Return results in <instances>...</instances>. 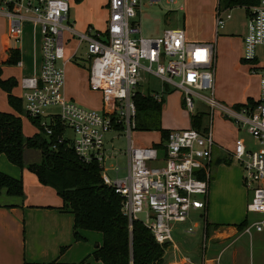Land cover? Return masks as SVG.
<instances>
[{
  "label": "built area",
  "instance_id": "built-area-1",
  "mask_svg": "<svg viewBox=\"0 0 264 264\" xmlns=\"http://www.w3.org/2000/svg\"><path fill=\"white\" fill-rule=\"evenodd\" d=\"M158 1L149 0V3ZM141 5L142 0H107L105 29L78 31L69 19V0H0V17L7 22L10 38H20L27 21L38 27L41 35L39 72L23 76L17 82L22 113L38 120L42 132L50 139L51 150L64 145L81 162L97 163L102 183L120 196L121 210L130 227L134 220H139L158 244L176 249L172 237L175 224L185 222L191 210L203 212L206 208L214 138L209 121L204 129L169 130L159 146L134 142L133 96L140 91L139 85L146 82L143 75L155 76L163 89L170 86L181 91L183 105L190 114H195L197 98L209 107L210 120L218 109L259 144V150L248 149L242 138L237 137L229 155L243 168L242 182L250 193L249 212L260 214L259 219L242 228V233L251 235L252 230L261 231L264 228V55L258 56L257 50L264 46V0L251 6L247 13L241 58L248 72L258 80L259 95L254 99L255 104L246 101L238 108L222 104L215 97L214 42L190 41L183 28H165L159 35L143 36L139 22ZM230 17L228 9L216 11V35ZM69 40H75L76 45L72 54L67 55L65 45ZM83 45L88 85L100 94V109L64 97V66L77 56ZM21 65L19 60L16 66ZM140 92L149 93L158 102L163 99V92L149 89ZM111 129L124 131V166L106 163L118 158L113 146L107 147L104 140L105 133ZM121 169L126 171L123 176H119ZM187 231L192 232V227ZM206 239L204 230L201 238L204 248ZM183 258L194 264L189 256ZM203 262L220 264L218 257Z\"/></svg>",
  "mask_w": 264,
  "mask_h": 264
},
{
  "label": "crops",
  "instance_id": "crops-1",
  "mask_svg": "<svg viewBox=\"0 0 264 264\" xmlns=\"http://www.w3.org/2000/svg\"><path fill=\"white\" fill-rule=\"evenodd\" d=\"M179 9H182V6L179 7ZM237 9H241L242 12H235L231 15L230 21L234 20V22L224 24L221 28V34V29L217 35L215 34V27L213 32V26H215V24L212 15L208 16L205 20H198V26H204L207 27V29L201 32L195 31L190 34L185 33L186 38L190 41L214 42V89L215 87L219 89L220 86L218 72L220 71V74H226V68L223 64H225L227 60L228 65L230 62L233 64V76L236 78L235 84L240 86L242 80L245 79L247 81L248 76L251 75L248 72L247 64L243 62L240 57V51L243 46V37L247 31L248 15L244 7H239ZM107 16V0H69V19L73 22L74 27L78 31H85L87 28L96 31H103L106 26ZM3 23L4 29L6 30L7 22L5 19L3 20ZM29 24H31L35 31L34 34H39V41L38 44H36V50L34 48V62L33 69L31 70L32 74H30L34 75L39 72L40 67L41 35L38 27H34L29 21L24 23L23 31L24 27ZM71 41L76 42L75 40ZM75 45L76 43L74 44V47ZM16 48L19 49V52L21 51L20 46H17ZM9 49H12L10 43L8 46L2 48L1 61L6 58L7 50ZM70 54H72V52L67 53V55ZM257 54L258 56L263 57L264 46L258 47ZM21 64L22 65L18 67H23L22 60ZM219 64L220 68H218L217 71V65L219 67ZM142 83L139 85L138 89L140 91H146L143 90L144 88H141ZM239 88L240 87H237L236 90H239ZM4 93L6 102H0V111L4 110L14 113V110L8 104L7 94L5 91ZM223 95L225 96L224 89ZM256 95V98H258L259 84ZM19 96L20 94L17 97ZM247 98L242 99L243 101L241 102L232 103L231 105L244 103L247 101ZM251 98L256 99L254 97ZM6 103L10 110L6 109ZM221 103L225 104L224 102ZM235 128L236 130L233 131V136L235 135L234 140L213 137L214 146L211 154V175L206 208L203 212L200 210H194L203 218L202 232L206 229L205 221L207 223V236L210 242L208 250L212 253V257H206L207 259L215 258V256L219 257L220 252L223 251L225 247L232 242V238L236 236L237 230H239L238 226L243 222L249 223L248 213H252L248 210L250 193L242 182L243 168L236 160L230 158L229 155L234 147L235 139L240 137L238 136L239 132L243 131L239 130L236 126ZM157 133L159 135L158 138L156 140H149L146 142V145H155L162 141L160 140V133ZM242 140L246 148L252 149L253 145H249V143L243 138ZM112 141L113 140H110L111 143ZM253 141L257 148L252 150H259V144L255 140ZM29 151V149L26 150L24 155ZM35 151L39 153L38 150ZM0 170L5 173L8 172H6L5 169ZM10 175L20 177L15 173H11ZM23 189V198L9 196L5 194V192L0 194L2 195L1 197H3L2 201H0V264H70L79 263L81 261H83V264H101L100 261H97L90 256V252L93 251L95 244H98L101 241L102 236L100 233L96 232L90 235L89 231H82L86 240L73 241V215L68 211L60 210L62 200L57 194V196L53 194L54 189L40 184L36 176L35 180L30 179L28 183L24 182ZM258 215L260 216V214ZM88 241H90V243H86ZM256 243V264H264V228L256 233ZM175 245L176 249L171 248V246L169 247L174 255H176V253H181L180 248L177 244ZM61 246H67L62 253H60ZM170 256L167 257L168 259L165 256V264H188L184 258L176 257L177 259H173L170 258ZM232 260L235 264V251L232 254ZM193 263L196 264L195 262ZM201 264H204L202 260Z\"/></svg>",
  "mask_w": 264,
  "mask_h": 264
},
{
  "label": "rangeland",
  "instance_id": "rangeland-1",
  "mask_svg": "<svg viewBox=\"0 0 264 264\" xmlns=\"http://www.w3.org/2000/svg\"><path fill=\"white\" fill-rule=\"evenodd\" d=\"M182 6V9L179 7ZM215 6L216 0H159L155 3H149V0H142L141 10H140V28L141 34L143 36H154L159 35L161 31L165 28H183L186 34H190L195 31H203L207 27L198 25V20H205L208 16H213L215 24ZM184 7V9H183ZM236 8V9H235ZM239 7H234L230 9V14L233 15L235 12H242ZM237 10V11H236ZM4 18L0 17V69L1 77L9 78L12 77L19 81L23 76H29L31 70L33 69V57L34 48L36 50V44L39 41V34H34V30L31 24L24 27V31L20 38L9 37L7 31L4 29ZM229 22H234V20L228 19L224 24H229ZM233 24V23H232ZM213 26V32H214ZM222 33V29L220 34ZM17 39H19L17 41ZM11 45L20 46V59L23 62V67H18L13 63H4L1 61L2 48ZM76 42L69 41L65 45V52H73L74 44ZM36 55V51H35ZM242 50L240 51V57L242 58ZM226 68V74H219V89L215 87V97L218 101L224 102L226 105H231L235 102H241L242 99L247 97L256 98L258 81L256 76H248L247 81L242 80L239 85L235 84L236 78L233 76V64L230 62L228 65V60L223 64ZM229 66V71H228ZM87 60H86V49L84 45L79 49L77 56L73 60L69 61L64 66V97L66 100L72 99L76 103L86 106L88 108L100 109L101 100L100 94L90 90L88 85V72H87ZM220 68L217 65V71ZM250 74V73H249ZM143 79L146 80L142 83L141 88L143 90H156L163 92V103L161 105L160 113L155 111H137L135 117L136 128L132 131V139L136 144L141 146H147L146 142L149 140H156L158 138V129H185L191 127L190 112L183 105V96L180 90L174 89L173 87H167L163 89L161 81L155 76L149 74L143 75ZM147 83L148 87L147 88ZM240 87L239 90H236ZM140 88V89H141ZM223 89L225 90V96L223 95ZM142 91V90H141ZM219 92V93H218ZM11 93L18 96L21 90L17 85H15ZM207 93V92H203ZM221 97V98H219ZM0 102H6L5 93L0 88ZM195 102V113L201 112L202 120L201 126L206 127L211 124L212 136L215 138L234 140L233 131L236 130L235 125L225 118L221 111L215 109L211 120L209 117V107L203 102L194 99ZM5 105V104H3ZM7 105V103H6ZM6 109L10 110L7 105ZM4 111V110H3ZM22 118V129L26 136H32L38 132V127L23 113H21ZM141 128H147L148 130H142ZM238 136L245 139L249 145H253L252 149H256L257 146L251 139V136L243 131H240ZM104 140L106 146H113V150L117 155V160L109 159L106 161L107 164H119L121 166L125 165L126 158L122 152L126 148V138L123 130H109L104 135ZM110 140H113L112 143ZM39 153L37 151H29L24 155V160L29 161H39ZM0 169H5L7 173H15L19 175L23 183H28L30 179L35 180L34 173L28 171L26 168L20 169L18 166L10 163L4 154L0 155ZM111 177H113L111 172H108ZM126 173L125 169H121L119 176H123ZM2 194V193H1ZM53 194L56 195L55 191ZM0 195V201H2ZM57 196V195H56ZM260 216L256 213H248V222L259 219ZM192 227V232H188L187 228ZM203 218L199 216L198 212L191 210L189 216L185 222L175 224V228L172 232V237L180 248L181 253H174L170 248H166L165 256L166 258L177 259L176 257L183 258L184 256H189L192 262L196 264H201V260L212 257V253L209 249V240L206 239V247L202 246L201 236L203 234ZM90 235L96 233L94 231H89ZM256 233L252 230L251 236L246 233H242V230H237L236 236L230 239V243L223 251L219 254L220 264H234L232 260V254L236 252L235 264H256L257 260V243H256ZM90 243V241L86 242ZM90 252V256H91ZM207 257V258H206ZM216 257V256H215ZM168 259V258H167ZM185 262V261H184ZM83 264V263H82Z\"/></svg>",
  "mask_w": 264,
  "mask_h": 264
},
{
  "label": "trees",
  "instance_id": "trees-1",
  "mask_svg": "<svg viewBox=\"0 0 264 264\" xmlns=\"http://www.w3.org/2000/svg\"><path fill=\"white\" fill-rule=\"evenodd\" d=\"M259 0H217L216 11L244 7L248 13L251 6ZM17 48L7 50L4 63L16 64L20 60ZM17 85V80L1 77L0 88L6 92L7 101L13 112L0 111V154L18 166L34 173L38 182L54 189L62 200L60 210L68 211L73 215V241L86 240L82 231L100 233V243L95 244L91 256L101 264H165L167 245L158 244L149 229L141 221L134 220L129 226L128 218L122 213L121 198L112 188L102 183L99 168L96 162L84 163L78 160L74 152L59 145L56 151L50 148V139L42 132L38 120L29 118L37 127L38 132L26 136L22 129V102L11 93ZM137 111H155L160 113L164 101H156L149 93L137 91L133 96ZM247 102L255 104L253 98ZM242 103L234 104L238 108ZM16 113V114H15ZM201 112L190 114L191 127L204 129L201 126ZM148 130L147 128H141ZM163 140L169 130L158 129ZM159 146L160 144H155ZM38 150L39 161L25 162L26 150ZM5 192L9 196L23 198L24 189L21 177H14L0 170V194ZM207 234V223L205 221ZM247 224L243 222L238 227ZM67 246L60 247L62 253ZM79 263L70 264H82Z\"/></svg>",
  "mask_w": 264,
  "mask_h": 264
}]
</instances>
